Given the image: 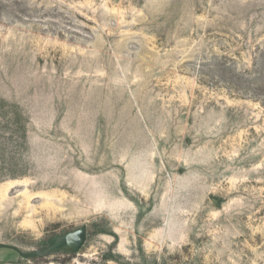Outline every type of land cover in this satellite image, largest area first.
I'll list each match as a JSON object with an SVG mask.
<instances>
[{
	"label": "rangeland",
	"instance_id": "obj_1",
	"mask_svg": "<svg viewBox=\"0 0 264 264\" xmlns=\"http://www.w3.org/2000/svg\"><path fill=\"white\" fill-rule=\"evenodd\" d=\"M0 247L264 264V0H0Z\"/></svg>",
	"mask_w": 264,
	"mask_h": 264
},
{
	"label": "water",
	"instance_id": "obj_2",
	"mask_svg": "<svg viewBox=\"0 0 264 264\" xmlns=\"http://www.w3.org/2000/svg\"><path fill=\"white\" fill-rule=\"evenodd\" d=\"M86 238V226H82L79 230L71 232L58 240L54 244V248L71 245L74 250L80 248Z\"/></svg>",
	"mask_w": 264,
	"mask_h": 264
},
{
	"label": "crops",
	"instance_id": "obj_3",
	"mask_svg": "<svg viewBox=\"0 0 264 264\" xmlns=\"http://www.w3.org/2000/svg\"><path fill=\"white\" fill-rule=\"evenodd\" d=\"M0 264H31V262L13 248L0 247Z\"/></svg>",
	"mask_w": 264,
	"mask_h": 264
}]
</instances>
